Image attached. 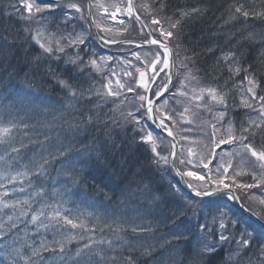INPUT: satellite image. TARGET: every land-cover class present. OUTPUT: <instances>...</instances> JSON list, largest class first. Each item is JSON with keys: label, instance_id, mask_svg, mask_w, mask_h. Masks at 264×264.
Returning <instances> with one entry per match:
<instances>
[{"label": "snow or ice", "instance_id": "1", "mask_svg": "<svg viewBox=\"0 0 264 264\" xmlns=\"http://www.w3.org/2000/svg\"><path fill=\"white\" fill-rule=\"evenodd\" d=\"M157 5L151 24L154 29L159 30V36L163 37V40H145L143 45L137 44L136 47L141 48L151 44L163 51L156 52L155 58L150 61V64L145 65L152 70V75L147 80H145L146 72L141 67H135L134 70L139 74L137 83L144 91L151 92L153 96L162 100L164 94L170 90V72L165 76L167 83L155 87L152 85H155L159 65H163L164 69L170 68L169 56L172 49L168 45L173 40L181 38L183 24L187 20L194 19L211 9L192 7L185 10L177 8L173 12V17H176L175 22L170 24L168 30H164L162 20L157 18L155 13L167 12L168 5L161 0H157ZM9 7L12 6L9 5ZM25 7L28 13L25 21L26 26L15 32L5 27L4 34H0V80L4 79L5 74L11 80L19 77L23 72V79L28 82L29 89L35 86L43 91L45 85L48 84L60 88L66 98L69 101H75V103L60 104L53 110L58 115H54L53 111L47 112L52 117L51 121L47 123L59 124L64 131L65 140L69 141L68 146L61 143L55 152L49 151L47 158L44 156L45 146H50L53 140L46 134V129L42 127L30 129L28 124L20 121L25 133L34 132L35 139L28 137L29 145L20 143L19 147H16L14 146L15 141L11 138L13 131L17 129L16 122L5 120L3 124H0V149L5 150L4 155H0V161L9 166H20V161L16 158L27 147L39 149L37 155L41 161L36 163L33 158L29 163L32 168H35V172L25 165L26 170L11 175L8 182L15 184L21 176L36 181L38 187L35 196L39 197L42 203L45 197L63 194L55 188L51 191L46 190L43 181L50 179L49 166L53 168L56 164L61 166L59 173L62 174V180H55L53 184L62 183L65 192L68 185L84 182L85 176L81 173L87 166L104 169L115 168L118 169V172L114 171L113 175H122L123 181L126 182L120 190L123 198L120 200V204L124 206L125 211L121 212L119 220L113 219L112 223L104 222L101 233L107 230L108 233H111L110 237L101 239L99 242L89 239L87 243L76 250L75 256L71 257L66 243L75 239L74 236H69L65 241H54L52 245L42 242L39 246L33 244L26 248L20 247L15 237L11 236L13 230H18L16 220L20 217H29V222L38 228L52 227L57 234L65 228H69L91 231L94 236L95 227L89 229L84 220L78 217L71 218L70 214L62 213L59 208L46 212L45 208L51 207L50 205L31 209L28 200L6 202L0 199V208L2 209H20L17 217L8 215L7 223L0 222V238H3L4 241L0 246V254L3 255L7 264H19L17 257L25 259L23 252L29 248L31 252L26 257L28 264H67L70 258L71 264H141V257H146L143 264H149V261L152 264H257V262L264 264V210H255V201L264 205V194L261 197L254 195L249 197L247 204L248 210L256 217V222L260 225L259 229L255 224L242 225L227 203L229 200L241 199L235 194L237 191L264 187V143L256 141L258 133H264V94H260L264 92V74L261 72L264 70V32H257L256 25L253 23L258 21L259 24L264 25V0H262L259 11L254 8L246 9L243 4H238L229 10L233 19L242 17L251 30L243 29L227 38L231 47L218 61V63L225 64V71L228 75L224 84L200 89V94L192 97L195 101H203L206 93L211 101L218 106L214 117L216 123L211 125L210 133L213 147L206 155L194 153L191 148L188 149V155L195 156L199 165L202 166L201 171L207 170L205 175L192 171L181 172L177 167L176 160L172 161V167L176 168L178 175L196 177L203 182L201 186L189 184L194 196L191 198L181 197L180 202L174 208L168 207L169 195L167 192L158 195L150 183H145L144 173L147 169L144 164L140 163L137 155L142 147L144 148L143 155H148L149 152L154 154L153 158L148 161L149 166L154 164L159 168L161 163L164 165L169 163L168 157L161 156L157 151L152 134L149 132L146 135H140L143 129L136 131L133 128L134 135L132 137L123 139L119 134L113 136L110 124L119 127V123L112 119L111 113L103 112L102 105L96 103L97 100L103 99L104 106H106L109 103L106 96L120 97L122 94L120 89L126 88L128 93H137L138 89L133 86L126 87L120 83L119 79L115 81L116 89L111 86L113 83L111 79L103 85L106 93L94 89L92 85L84 87L91 79L92 70L100 72L101 62L114 59L111 56L106 58L98 56L94 50L88 47L89 40L95 38L107 44H119L121 41L115 38H106L103 34L93 37L91 35L93 27L101 28L104 33L112 30L103 28L95 18L88 20L87 26H85L84 22L87 18L84 15V10L79 3L73 2V0H45L43 6H34L33 3L26 0ZM145 7L147 8V6ZM104 11L107 12L108 9L105 8ZM121 12L127 17H134L136 21L141 19L139 15H135L136 9L132 0H128L126 8L122 9L116 6L115 11L110 13V17L116 19L117 13ZM75 14H79V16L77 17ZM91 16V4L89 3L88 17ZM165 19L172 20V17H165ZM73 21L77 23L73 24ZM33 25L36 27L34 28ZM69 25H72L71 31H62ZM77 26L81 29L79 32L76 30ZM49 29H55V31L50 32ZM238 36L240 39L236 40ZM233 40H236L235 44L232 43ZM33 41L35 45H38V49L34 48ZM124 42L134 43L131 40ZM245 45L249 48L259 47L262 50L259 65L244 66ZM33 51H36V55H32ZM208 51L212 52L213 49H208ZM70 52H73L74 55H69ZM131 54L140 60L138 51H132ZM85 57L88 59L85 60ZM186 59L191 61L190 57ZM18 61H22V65L16 63ZM52 62H57L58 66L53 68ZM122 63L133 67L130 60L125 59ZM241 74H243L242 79L240 78ZM111 75L116 76L115 70L111 72ZM123 75L135 80L133 72L124 71ZM234 77L236 78L235 82H233ZM219 78H223V73L219 74ZM230 84L233 89L239 88L242 93L238 105L235 97H230ZM180 94L187 95L183 92ZM138 99L141 102L139 108H144L146 114L153 112V104L159 102V100L154 102L149 96L143 94L138 95ZM230 99L234 107L242 106L243 109L250 110L248 119L241 121L239 136L234 134L233 123L228 118ZM35 100H40V97L31 91L25 92L22 98L24 103H33ZM164 103L167 104V101ZM256 104H259L258 108L254 107ZM200 106L198 103L197 107ZM97 108L100 109L99 112L96 111ZM187 111L188 109L185 108V112ZM252 113H255L259 122L252 118ZM165 115L173 124L177 123L173 120L172 115L167 113ZM66 116L71 117V120L66 119ZM103 116H108V121L103 120ZM121 118L126 124H140L133 111H128L126 114L121 112ZM225 120H228L227 133L218 136L217 133L223 128ZM160 124L167 136L172 137L173 130L163 118H161ZM136 136L140 137L139 142L136 140ZM78 137L83 140H91V146H85L81 150L73 152L70 144ZM55 139L59 140L60 138L57 136ZM118 139L121 141L119 144H117ZM184 139L187 140L188 137L185 136ZM145 141L151 145L150 149L144 143ZM256 143H260L259 149L254 146ZM222 145H238V150L234 154L242 157L241 163L250 164L249 174L254 183L238 182L237 176L241 173L233 169L232 160L225 161L224 156L216 151ZM117 153L121 157L119 160L116 159ZM227 155L231 157L233 153ZM172 156L179 160L180 165L192 164L191 159L181 158L182 153L173 151ZM243 157L248 159L245 160ZM214 161L218 162L215 163L213 172L210 165ZM229 169H233L232 174H229ZM2 187L4 186L0 184V188ZM170 190H172L171 185ZM20 191H24V189L21 188ZM26 208L31 209V212L25 210ZM146 216L162 221L168 228L169 238L164 245L156 246L148 243V240L153 238L148 236L151 228L137 223ZM45 221L48 222L45 223ZM44 253H47L48 256L46 257ZM218 256L221 257L219 261H217ZM33 257H36L37 260L34 261ZM48 257H51V260Z\"/></svg>", "mask_w": 264, "mask_h": 264}, {"label": "trees", "instance_id": "2", "mask_svg": "<svg viewBox=\"0 0 264 264\" xmlns=\"http://www.w3.org/2000/svg\"><path fill=\"white\" fill-rule=\"evenodd\" d=\"M175 6L180 9H185V5L191 4L190 7H200L202 9L210 8V11L206 13H202L200 16L189 19L187 22L183 24L182 33L183 35L179 40H176V44L180 48L179 57L182 61H184V57H190L191 61H186V63L191 66V72L189 73L188 83L193 84V86L188 87L185 90L187 95H184V99L191 108L196 109L199 112H210L216 113L218 106L211 101L210 97L205 93V99L203 101H195L192 99L193 96L200 94L201 89H206L208 87H216L217 85H223L224 81L228 79V75L225 71V64L223 62L218 63L222 55L226 54L229 51L231 45H229L228 37H231L233 33L241 31L243 29H248V23L243 21L242 17H237L233 19L229 14L230 8L238 5V4H246L244 5L246 9L254 8L259 11L262 5V0H248L249 3H246L247 0H174ZM146 3L148 1H145ZM151 2V1H150ZM154 2V0H152ZM162 2V0H161ZM156 3V4H155ZM145 4V3H144ZM195 6H193V5ZM11 5L12 7H9ZM154 5L157 7V0L154 2ZM17 0H0V34L3 33V29L5 27L9 28L10 31L15 32L17 30H21L24 28L22 24L25 25V18L23 17V13L16 10L18 7ZM144 6V5H143ZM142 6V8H143ZM151 11V10H150ZM154 11V10H153ZM163 15L167 17H172L173 20L176 17H173V13L167 11L163 12ZM175 21L165 22L167 24H171ZM257 32H264V25L259 24L258 21H254ZM23 34V33H22ZM246 34V33H245ZM240 37H236V40H239ZM236 40H233L232 43L235 44ZM33 45L35 49H38V45H35L33 41ZM208 49H213L212 52H209ZM245 64L247 67L248 64H257L260 63V54L261 49L259 47L249 48L245 45ZM195 53V55H193ZM74 54L70 52L69 55ZM32 55H36V51H33ZM22 65V61L16 62ZM51 66L56 68L58 66L57 62H52ZM262 74H264V70H261ZM223 73V78H219V74ZM92 74L95 77H98L97 72L92 70ZM243 74H241V79ZM94 77L91 75V79L88 80V83L84 85L87 88L89 85L93 84ZM235 77L233 82H235ZM95 81V80H94ZM230 89V97L234 96L236 104H239L240 96L242 93L239 88H232L231 84L229 85ZM31 91L34 95L40 97V100H35L33 103H24L22 102V98L25 92ZM260 94H264L261 92ZM44 102L41 103L40 101ZM100 101L101 103H99ZM69 103H75V101H69L65 93L60 89L54 86L45 85L43 91L33 86L31 89L28 87V82L23 79V72H21L19 77L12 78L9 80L7 78V74H5L4 79L0 80V124H3L5 120H14L17 124V129L13 131L11 138L15 141L14 146L19 147L20 143L24 145H29L28 137L35 139V133L32 131H28L25 133L23 126L20 124V121H24L29 125V128L42 127L46 129V134L52 138L53 143L49 146H45L44 156L47 158L49 151L55 152L59 147V144L63 143L66 146L69 145V141L64 138V131L61 129L59 124H48L47 122L51 121L52 117L47 114L48 111H53L60 104L68 105ZM96 103L103 106L104 113H115V107L108 103L104 106V101L97 100ZM200 104V107H197V104ZM254 107L258 108L259 104L254 105ZM186 108V105H185ZM96 111H100L99 108ZM250 110H245L241 107H234L231 103H229V111L228 118L232 121L234 126V134L236 136L240 135L239 128L241 121H245L248 119ZM136 114V118L140 121V125L142 126V121H144V113L142 108H139V111H133ZM184 111L181 109L180 113ZM54 115H58L53 111ZM181 114L175 115L174 119H178ZM185 116V115H183ZM182 117V116H181ZM252 118L257 119L255 113H252ZM66 119L71 120V117L66 116ZM103 120L108 121L107 116L102 117ZM119 123V127L115 124H111L110 129L113 132V136L119 134V136L123 139H127L134 135L133 127L130 124H126L122 118L116 120ZM173 128L175 130L178 138H182L183 140L185 136L188 139H192L194 136L187 135L185 132L178 127V125L173 124ZM66 127V126H65ZM135 128V127H134ZM228 128V120L224 121L223 128L221 129L219 135H226ZM136 131L137 128H135ZM140 135H142L140 133ZM183 137H182V136ZM218 135V136H219ZM59 136V140L55 138ZM210 137V136H209ZM43 139V136H41ZM181 142L184 144L185 141ZM187 139V140H188ZM136 140L139 142V136H136ZM191 141V140H190ZM257 142L264 143V133H258L256 137ZM121 141L118 139L117 144ZM187 142H185L186 145ZM196 143L190 142L187 143L188 149L196 148ZM85 146H91V140H83L81 138H77L75 141L71 142L70 147L73 152L81 150ZM150 147L149 145H147ZM228 145H222L221 148L217 149V153H219L223 148ZM258 149L260 148V143H256ZM166 149V148H165ZM197 149V148H196ZM212 149V148H211ZM5 150L0 149V155H4ZM39 153V149L27 147L23 152H21L20 156L16 159L20 161V166H9L6 165L3 161H0V184L3 186L9 187L12 191L19 190V192L23 193L25 196L19 200H28L29 203L32 201V198H35L38 202V208H41L42 205H50L51 207L45 208L46 212H51L54 208H59L62 213L70 214L71 218H79L84 220L87 227L89 229L95 227V235H92L91 231H86L83 229H65L64 232H60L57 234L56 231L50 232L49 237L46 236V243L52 245L54 241H65L69 236H74L75 239L70 240V242L66 243V248L68 249L71 257L75 256L76 250L81 248L83 244L87 243L89 239H94L99 242L101 239H105L110 237L111 233H108L105 230L101 233V228H103L104 222L112 223L113 219L119 220L121 212L125 211L123 205L120 204V200L123 199L121 196V188L123 178L122 175H113V172H118V169L115 168H95L91 166H87L83 169L81 175L85 176L84 182L71 184L67 186V191H64L63 184H53L55 180H62V174L59 173L60 165L56 164L53 168L49 166L48 172L50 173V179H46L43 181L46 190L51 191L53 188L63 193L62 195H54L45 197L40 202V198L35 196V191L37 190V182L32 181L29 177L21 176L15 184L9 183V177L11 175H15L17 172L25 171V165L28 168L35 172V168L31 167L29 163L33 158L36 163H40V157L37 155ZM144 153V148L142 147L137 155L139 156L140 163L144 164L147 171L144 173L145 182L148 179L149 182L153 180L152 177V169L147 165L146 155L143 158L141 155ZM7 159V157H5ZM121 157L119 153H117L116 159L119 160ZM254 159V158H252ZM148 167V168H147ZM249 169L243 171L241 174L243 175L241 178L244 181V184H247L251 180V176L249 174ZM248 173V174H247ZM247 174V175H246ZM107 182L104 183L102 181ZM23 181V182H21ZM4 182V183H3ZM126 183V182H125ZM36 185V187H34ZM23 188L24 191H20ZM241 198L244 203L248 204L249 193L247 189L240 190ZM248 193V194H247ZM177 205V202H173L170 208H174ZM228 205L231 206L229 203ZM19 208L15 209L18 211ZM27 209V208H26ZM20 210V209H19ZM232 213L235 217H238V214H235V210L232 208ZM135 215V214H133ZM13 217L15 215H12ZM241 217V215H240ZM242 218V217H241ZM7 220H1L0 222L6 223ZM151 222L152 226L148 224H144L151 228V232L148 233L149 237H153L148 240V243H151L156 246L164 245L165 241L168 237V228L163 224L162 221L157 220L154 217H145L143 220L137 221V223H146ZM28 226V224H27ZM30 229V226H28ZM28 229V230H29ZM154 230V232H152ZM251 230V229H250ZM7 231V228H5ZM24 232L21 228L18 227V230H14L11 236H14L18 241V245L22 248H26L29 245L35 244L39 246L40 241L29 238L27 236H21ZM47 233V232H46ZM54 233V234H52ZM68 233L69 236L66 235ZM11 238V237H10ZM4 243L3 238H0V246ZM30 248L23 252V256L25 259H20L17 257L19 264H28L26 257L30 255ZM47 257L48 254L44 253ZM221 257H217V261L220 260ZM51 260V257H48ZM146 257H141L140 262L143 264ZM179 259V257H177ZM253 259H256L253 257ZM33 260H37L36 257H33ZM0 264H7V261L0 254ZM67 264H71V258L67 261ZM149 264H152L149 261ZM259 264V262H257Z\"/></svg>", "mask_w": 264, "mask_h": 264}, {"label": "rangeland", "instance_id": "3", "mask_svg": "<svg viewBox=\"0 0 264 264\" xmlns=\"http://www.w3.org/2000/svg\"><path fill=\"white\" fill-rule=\"evenodd\" d=\"M97 1V0H96ZM100 1V7H102L103 9L107 8L108 11L105 12L103 9H100L98 8V14H99V18L102 19L99 21L100 24H103L105 27H108L109 29L111 28H115L117 27V20H119V18L116 17V19H112L110 17V13L115 11V7L116 6H119L120 8H122V4H117L118 3V0H115L113 1L112 3H109L108 6H104L103 3L101 2V0H98ZM120 1H123V0H120ZM123 12L121 13H117V14H122ZM166 30H168L167 28H165ZM112 30V29H111ZM177 53L179 55L180 54V50H177ZM180 65H182L180 63ZM162 108H165L164 105L162 106ZM202 125H200L201 127ZM208 132V135L210 134L209 131L207 130ZM200 139L198 140V144H199V148H198V153H201V154H207L208 152V147L205 145V136L203 137H199ZM155 142H156V147L158 146H161V142H159L157 139H154ZM203 144V145H202ZM238 150V145H228L226 146L225 148L222 149V152L221 154L224 156V160L227 161L229 159L232 160V163H233V169H235L236 172H239V173H242L243 171L247 170L250 168V164L249 163H241V160H242V157L241 156H236L234 153L235 151ZM228 153H233V155L231 157H229V155H227ZM243 159L247 160L248 158L247 157H243ZM218 161H214L212 165H210V168H212L213 172L215 171V163H217ZM233 169H229V174H232L233 173ZM203 174V173H202ZM204 175V174H203ZM238 180V179H237ZM241 182V181H239ZM256 196V197H261V195L258 193H256L255 191H250L249 192V197L251 196ZM262 206V209L264 210V205H261Z\"/></svg>", "mask_w": 264, "mask_h": 264}, {"label": "water", "instance_id": "4", "mask_svg": "<svg viewBox=\"0 0 264 264\" xmlns=\"http://www.w3.org/2000/svg\"><path fill=\"white\" fill-rule=\"evenodd\" d=\"M150 40H151V38H149L148 41H150ZM137 44H142L143 45L144 43L137 42ZM144 46H155V45L147 44V45H144ZM155 47H157V46H155ZM160 50L163 51V49H160ZM169 64H170V68L167 69V70H168V73L170 72V74H171V80H172L173 70H172V56L171 55L169 56ZM166 83H167V81H166ZM169 86H170V84H169ZM158 100H159V98H155L153 101L155 102V101H158ZM151 113H148V114L151 115ZM163 133L170 140V142L172 144V147L174 146L173 149H172V152L173 151L177 152V144H176L175 138L173 136L172 137H168L167 136V133H165V132H163ZM175 159H176V157H174V156L171 157V160L172 161L175 160ZM234 201L236 202V204H237V206H238V208L240 210H243L246 214L250 215L251 217H253L256 220V217L254 215H252L251 212H249V211L245 210L244 208H242L241 205L238 204L237 200H234Z\"/></svg>", "mask_w": 264, "mask_h": 264}, {"label": "bare ground", "instance_id": "5", "mask_svg": "<svg viewBox=\"0 0 264 264\" xmlns=\"http://www.w3.org/2000/svg\"><path fill=\"white\" fill-rule=\"evenodd\" d=\"M24 26V24H22Z\"/></svg>", "mask_w": 264, "mask_h": 264}]
</instances>
